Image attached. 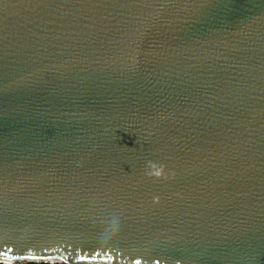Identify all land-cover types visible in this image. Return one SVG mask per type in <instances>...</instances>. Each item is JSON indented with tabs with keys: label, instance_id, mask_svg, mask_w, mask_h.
<instances>
[{
	"label": "water",
	"instance_id": "water-1",
	"mask_svg": "<svg viewBox=\"0 0 264 264\" xmlns=\"http://www.w3.org/2000/svg\"><path fill=\"white\" fill-rule=\"evenodd\" d=\"M5 256L264 264V0H0Z\"/></svg>",
	"mask_w": 264,
	"mask_h": 264
},
{
	"label": "trees",
	"instance_id": "trees-1",
	"mask_svg": "<svg viewBox=\"0 0 264 264\" xmlns=\"http://www.w3.org/2000/svg\"><path fill=\"white\" fill-rule=\"evenodd\" d=\"M0 264H13V263H8V262H2L0 261ZM23 264H67V263H62V262H54V263H50V262H37V261H27Z\"/></svg>",
	"mask_w": 264,
	"mask_h": 264
},
{
	"label": "bare ground",
	"instance_id": "bare-ground-1",
	"mask_svg": "<svg viewBox=\"0 0 264 264\" xmlns=\"http://www.w3.org/2000/svg\"><path fill=\"white\" fill-rule=\"evenodd\" d=\"M13 258L15 257H8V256H5V257H2L0 260L1 261H5V262H8L9 260L11 261ZM73 264H87L86 262L84 261H81V260H73Z\"/></svg>",
	"mask_w": 264,
	"mask_h": 264
},
{
	"label": "clouds",
	"instance_id": "clouds-1",
	"mask_svg": "<svg viewBox=\"0 0 264 264\" xmlns=\"http://www.w3.org/2000/svg\"><path fill=\"white\" fill-rule=\"evenodd\" d=\"M147 167L153 168V167H155V164L152 161H149Z\"/></svg>",
	"mask_w": 264,
	"mask_h": 264
},
{
	"label": "rangeland",
	"instance_id": "rangeland-1",
	"mask_svg": "<svg viewBox=\"0 0 264 264\" xmlns=\"http://www.w3.org/2000/svg\"><path fill=\"white\" fill-rule=\"evenodd\" d=\"M3 262V261H2ZM21 264V263H20Z\"/></svg>",
	"mask_w": 264,
	"mask_h": 264
}]
</instances>
